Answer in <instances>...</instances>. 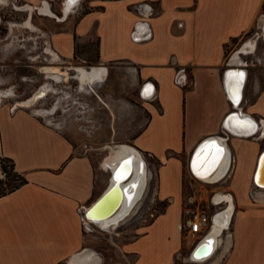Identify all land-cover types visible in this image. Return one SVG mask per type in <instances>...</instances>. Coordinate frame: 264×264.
Here are the masks:
<instances>
[{
  "label": "crops",
  "instance_id": "crops-1",
  "mask_svg": "<svg viewBox=\"0 0 264 264\" xmlns=\"http://www.w3.org/2000/svg\"><path fill=\"white\" fill-rule=\"evenodd\" d=\"M22 1L33 4L31 8L40 14L38 6L56 0ZM91 3L72 25L67 18L60 20L61 29L50 33L47 47L52 53L46 52L45 60L76 75L77 60L91 64L82 71L100 73L93 82L103 81L112 65H126V86L148 113L129 144L147 164L155 163L154 197L165 203L150 219L148 210H143L150 221L135 227V235L119 247L125 259L115 264H175L176 255L188 249L190 242H183L178 229L187 195L184 180L196 146L217 137L230 155L220 180L231 195L233 212L229 239L226 243L227 236H220L216 247H225L224 253L206 264H264V189L253 183L264 149V86L255 81L247 94L246 62L241 108L259 121V130L253 137H238L222 127L234 109L223 76L235 65L225 50L258 24L264 0ZM246 43L238 56L252 47H245ZM3 98L0 94V155L13 162L23 182L0 196V264H99L85 245L80 213L110 180L96 179L90 157L76 153L57 125ZM146 170L147 185L148 165ZM252 188L256 191L250 196Z\"/></svg>",
  "mask_w": 264,
  "mask_h": 264
},
{
  "label": "rangeland",
  "instance_id": "rangeland-1",
  "mask_svg": "<svg viewBox=\"0 0 264 264\" xmlns=\"http://www.w3.org/2000/svg\"><path fill=\"white\" fill-rule=\"evenodd\" d=\"M64 1L62 4L61 0H56L45 8L43 5L38 6L40 14L38 11L33 13L12 10L11 15L7 16L0 11V94L4 96L6 103H17L19 107L44 116L49 123L57 125L70 139L76 153L90 157L96 169V179L109 181L110 170L105 164L107 159L112 154L115 157L119 148L127 147L122 145L131 146L130 137L144 125L148 113L135 91L126 86L129 75L124 64L112 65L106 79L91 84L82 82L79 78V69L86 70L91 65L80 60L75 65L78 67L77 75L71 69L64 77L56 79L44 69L55 66L50 59L45 60L48 55L43 52L45 47L47 53H52L47 47L50 33L61 29L62 19L67 18L69 25H72L94 0H80L74 5L69 1L71 4L67 14L64 13ZM22 3V0L15 2L17 6ZM56 17L58 23L55 21ZM259 20L256 26L230 43L225 50L226 56L231 58L244 43L247 42L245 47L252 46L247 53L235 56L247 64V94L250 93L249 86L255 81L264 86V8ZM6 21L13 22L14 25H8ZM92 54L94 55V51ZM234 59L232 63H237ZM29 100V106L22 105ZM155 174V170L151 169L150 182L146 185L134 213L127 216L121 224L106 230L92 225L85 232V245L97 256L94 255L99 264H115L119 259H125L119 247L135 235V227L152 218L145 219L143 210H148V214L153 212L154 215L163 210L165 203L158 202L154 197ZM17 184L12 176L0 183V192L9 191ZM225 185L222 180L203 187L210 191H222ZM184 186L188 193L189 178L184 180ZM196 187L200 188V185L196 184ZM254 191V188L250 189V196L255 195ZM221 236H229V229L223 231ZM182 240L187 245L190 242L185 233H182ZM224 251L225 247L218 248L205 261L194 262L190 258L188 247L176 255L175 264H206Z\"/></svg>",
  "mask_w": 264,
  "mask_h": 264
},
{
  "label": "bare ground",
  "instance_id": "bare-ground-1",
  "mask_svg": "<svg viewBox=\"0 0 264 264\" xmlns=\"http://www.w3.org/2000/svg\"><path fill=\"white\" fill-rule=\"evenodd\" d=\"M69 1L73 2L74 5L76 2L80 0H65L64 1L65 14H67L69 5L71 4V3L69 4ZM45 7H47V4L43 3V8ZM27 8H29V11H32L30 5H27ZM236 55L237 53L234 55L233 59L235 58ZM239 62L240 61L233 64H238ZM44 69L56 79H59L61 76H65L67 74L66 71H61L58 66L45 67ZM239 69H241V67L229 68V70L225 74V84L235 85L237 88H240V86L242 85V76H244L245 72L239 71ZM81 73L82 74L80 75L79 78L81 79L82 82L86 80H90V82H93L95 79H98L100 75V73L94 71L88 73L81 71ZM29 102L31 101L29 100L27 102H23L22 105L29 106ZM233 131L238 135V137H242V135L245 133L244 131L237 129H234ZM122 146H127V147L119 148L116 156L113 157L112 154L109 157L110 159L108 158L105 163L110 170V179H109L110 183L108 187L104 190V192H106L109 188H111L114 182H117L119 178L127 175L126 179L119 185V189L114 191L107 198L106 201L107 203L116 201L115 204L117 205L120 198V191L122 192L123 189H125L126 195L124 197V195L122 194L123 196L121 198V202L119 206L111 215L107 216L111 209L102 213V211H100V208H98L96 212V216L104 217V218L98 221L90 219V222H94L97 227L103 230L117 227L119 224H121L120 222H122L127 216L134 213V210L138 205V201L140 200L146 188L147 170L144 166L143 157L133 147L128 145H122ZM217 149H220V153L218 156H217ZM197 154L199 155V157L197 155L198 161L195 164V166L197 169L196 173L198 174V176L204 178L205 181L218 183V181L226 174L227 169L229 167V159H230L228 148L223 142V140H221V138L219 137L215 138L214 141L202 146V148L198 150ZM124 159H126V161L124 162V166L122 167V170L116 173L115 171L118 165ZM262 161H264V154L260 157V159H258L256 166L257 180L260 183L264 184V164H262ZM222 198L229 201V203L225 208V210L214 218L210 233L205 240L209 244L208 245L209 254L208 256L193 258L192 261L194 262H203L214 253L217 245L220 243L221 233L223 229L227 227V224L230 221L233 212V204L231 201V197L228 195H223L220 192H216L215 199L220 200ZM92 205H90L87 209H84L83 212L84 215ZM228 239L229 236L226 237V243Z\"/></svg>",
  "mask_w": 264,
  "mask_h": 264
},
{
  "label": "built area",
  "instance_id": "built-area-1",
  "mask_svg": "<svg viewBox=\"0 0 264 264\" xmlns=\"http://www.w3.org/2000/svg\"><path fill=\"white\" fill-rule=\"evenodd\" d=\"M17 0H14L12 4H0V11H3L7 14V16L11 15V11H21V12H29V8H27V4H30V8L33 6V4L28 2H23L20 5H16L15 2ZM32 12H37L36 8H32ZM39 13V12H38ZM8 25L13 24V22L6 21ZM43 52L46 54L45 47L43 48ZM37 57H39L37 55ZM146 163V161H145ZM149 166L150 169L155 170L156 165L155 163H151L150 161L148 164L146 163V166ZM14 176L15 182L21 184L23 182L20 175L16 174L14 171V165L11 160L8 158H5L4 156L0 155V183L8 180L10 177ZM187 176L190 180V188L185 196V202L184 207L182 209V216L178 224V229L180 232L185 233L190 240V258L191 257V251L201 243L205 242L206 238L208 237L213 220L217 215L221 214L225 208L227 207L229 201L222 198L220 200H216V192H222L223 195H230L228 191L222 190V191H216V190H209L207 187L203 186H209L216 183L205 181L204 178H201L198 176V174L191 170L187 169ZM224 180V179H222ZM220 180L219 182H221ZM196 184L200 185V188L196 187ZM16 185V186H17ZM232 201V198H231ZM82 211L80 213V220L82 223V226L84 228V231L87 232L92 228V225L95 224L93 222H90L88 218ZM153 212H150L148 214V217H153ZM146 219V218H145ZM230 227V221L227 224V227L223 229V231L229 229ZM222 231V233H223ZM221 233V234H222Z\"/></svg>",
  "mask_w": 264,
  "mask_h": 264
},
{
  "label": "water",
  "instance_id": "water-1",
  "mask_svg": "<svg viewBox=\"0 0 264 264\" xmlns=\"http://www.w3.org/2000/svg\"><path fill=\"white\" fill-rule=\"evenodd\" d=\"M238 53V52H235ZM233 58V56H232ZM235 65L234 67H236V65L242 66L241 69H239V71H244L245 74L244 76H242V85L240 86V88H237L235 85H227L225 84V74L226 72L229 70V68H227L224 72V76H223V82H224V87H225V91L227 93L228 98L230 99L232 106H233V110L230 111L224 118L223 123H222V127L227 130L230 134L238 136L233 130L237 129V130H241L244 131L245 133L242 135V137H253L256 135V133L259 130V121L255 120L253 118V116L249 115L248 113L242 111L241 108V103L243 100V89H244V85L246 82V78H247V70L245 68V62L241 61L238 64H233ZM238 68V67H237ZM215 139H208V140H203L201 141L195 148L193 155H192V159H191V169L193 171L196 172V166L195 164L198 161V157L199 155L197 154L198 150L202 148V146H204L205 144H208L209 142L214 141ZM264 154V149L260 152L258 159H260V157ZM198 155V157H197ZM126 161V159L122 160V162L118 165L117 169H116V173H118L120 170H122V167L124 166V162ZM144 162V166L146 168V163L143 159ZM127 175L119 178L117 180V182H114V184L111 186V188H109L106 192L102 193V195H100L98 197V199L94 202V204L86 211L85 216L86 218H88L89 220H101L104 217H98L96 216V212L98 210V208H100V211H102V213L110 210L109 215H111L116 208L119 206L120 202H121V198L122 196L126 195V190L123 189V191H120V198L119 201L117 203V205L115 204L116 201L114 202H110L107 203V198L117 189H119V185L126 179ZM116 179V178H115ZM253 183L256 187L258 188H262L264 189V184L260 183L257 180V169L254 173L253 176ZM123 194V195H122ZM94 223V222H93ZM95 224V223H94ZM208 242L205 241L203 243H201L200 245L196 246L192 252H191V257L192 258H198V257H202V256H208ZM211 253V252H210Z\"/></svg>",
  "mask_w": 264,
  "mask_h": 264
},
{
  "label": "trees",
  "instance_id": "trees-1",
  "mask_svg": "<svg viewBox=\"0 0 264 264\" xmlns=\"http://www.w3.org/2000/svg\"><path fill=\"white\" fill-rule=\"evenodd\" d=\"M234 40H235V39H234ZM234 40H232V42H233ZM15 187H16V186H15ZM6 192H8V191L0 192V196L3 195V194H5Z\"/></svg>",
  "mask_w": 264,
  "mask_h": 264
},
{
  "label": "snow or ice",
  "instance_id": "snow-or-ice-1",
  "mask_svg": "<svg viewBox=\"0 0 264 264\" xmlns=\"http://www.w3.org/2000/svg\"><path fill=\"white\" fill-rule=\"evenodd\" d=\"M220 153V149H217V156L219 155ZM262 164H264V161H262Z\"/></svg>",
  "mask_w": 264,
  "mask_h": 264
},
{
  "label": "flooded vegetation",
  "instance_id": "flooded-vegetation-1",
  "mask_svg": "<svg viewBox=\"0 0 264 264\" xmlns=\"http://www.w3.org/2000/svg\"><path fill=\"white\" fill-rule=\"evenodd\" d=\"M31 10H32V8H31Z\"/></svg>",
  "mask_w": 264,
  "mask_h": 264
}]
</instances>
